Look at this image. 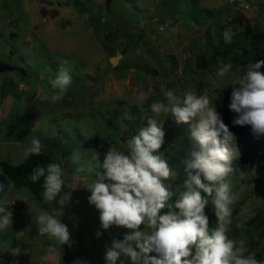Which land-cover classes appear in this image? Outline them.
<instances>
[{"label": "rangeland", "instance_id": "374dc122", "mask_svg": "<svg viewBox=\"0 0 264 264\" xmlns=\"http://www.w3.org/2000/svg\"><path fill=\"white\" fill-rule=\"evenodd\" d=\"M246 18L251 26L257 23L264 29V0H0V62L21 68L0 73V159L25 162L29 176L39 165L26 162V149L36 137L64 169V193L76 187L63 210L44 202V178L32 191L15 187L0 171V181L6 184L0 199L7 195L15 200L13 225L0 232V264H73L77 259L105 264L103 254L111 237L107 232L95 236L99 214L88 204L90 193L84 189L93 177L75 174L77 166L69 160L73 150L80 148L90 159L81 142L95 133L124 150L125 138L146 124L147 115L164 121L166 143L161 151L173 167H180L182 158H190L188 125L156 116L150 105L166 103L167 90L181 98L192 90L207 94L213 107L217 97L241 78L233 67L225 77L217 75L229 62L222 32L237 20L236 40L248 46ZM114 56L115 66L109 60ZM64 68L72 77L64 98L57 103L41 100L44 93L51 96L55 91L50 81ZM121 122L128 125L123 137ZM236 137L230 147L238 155L227 179L239 199L229 235L246 238L249 252L264 260L257 255L264 247V162L255 155L264 153V136L254 137L245 126ZM241 160L250 165L238 167ZM208 199L206 213L210 227H215ZM42 208L68 225L75 242L71 248L38 234L36 217ZM237 222L245 227L237 228ZM21 230L24 236L17 240L16 231ZM123 231L111 229L113 235ZM17 246L21 254L13 256L9 249Z\"/></svg>", "mask_w": 264, "mask_h": 264}, {"label": "clouds", "instance_id": "9594fccd", "mask_svg": "<svg viewBox=\"0 0 264 264\" xmlns=\"http://www.w3.org/2000/svg\"><path fill=\"white\" fill-rule=\"evenodd\" d=\"M235 35L231 27H225L222 32L225 44H231ZM262 67L264 59L247 65L231 89L228 104L229 111L234 114L231 125L249 127L256 138L264 136ZM231 70L229 61L222 64L217 75L225 77ZM71 82L69 70L62 69L56 79L50 81L55 91L51 96L44 93L40 99L51 103L61 101ZM164 95L167 102H153L151 112L170 117L178 125H188L191 158H182L180 167H173L161 151L166 143L164 121L147 115L144 117L146 124L125 138L124 150L110 146L103 152L101 144L86 150L91 153L90 159L80 148L74 149L69 157L77 166L75 174L88 173L93 177L84 189L90 193L88 204L99 214L95 236L100 238L107 232L111 237L103 254L105 264L118 261L119 264H126V261L130 264H264V260L249 252L246 238L229 235L233 206L239 199L227 179L238 155L230 147L237 139L236 134L224 122L222 114L210 106L207 94L186 90L181 98L167 90ZM127 132L128 125L121 122L120 136ZM43 147L42 142L33 137L26 154L39 156ZM41 177L44 178L41 185L44 202L50 206L59 205L63 210L69 206L76 187L73 186L71 193H64L66 180L61 165H37L29 179L36 183ZM5 188L4 181H0V193H4ZM209 197L216 218L215 227H210L206 213ZM14 202L7 195L0 199V232L13 225ZM60 217L42 208L36 217L38 234L71 248L75 242L68 225ZM235 226L243 229L245 224L237 222ZM113 228L124 231L113 235ZM23 236V230L16 231L17 240ZM9 250L13 256H19L22 251L19 246ZM73 264H87V261L77 259Z\"/></svg>", "mask_w": 264, "mask_h": 264}, {"label": "trees", "instance_id": "16d2710c", "mask_svg": "<svg viewBox=\"0 0 264 264\" xmlns=\"http://www.w3.org/2000/svg\"><path fill=\"white\" fill-rule=\"evenodd\" d=\"M237 20H231L228 24V27H231L232 30L235 29L233 26ZM245 29L247 30V34L250 35V40H248L247 45L240 43L237 39L238 34L233 37V42L231 44H226V53L228 60L231 61L232 67L242 76L243 70L246 69L249 63H254L257 59H264V29L260 27L257 23L250 25V21L246 18ZM261 71H264V67H262ZM234 85H230L223 91L216 99L214 106L218 112L222 114L224 122L229 125L230 130L235 134L239 132L243 127L231 125V121L233 119V113L229 111V95L231 89ZM256 157L264 162V153L262 151L256 152ZM191 158V157H190ZM189 158V159H190ZM26 162H35L41 166H47L49 163H55V160L48 154L46 151L42 150V154L37 155H28L26 158ZM26 165L17 163L12 164L7 160L0 159V170L11 180L15 187L26 186L32 191H37V187H39L40 183L43 180V177L36 183H33L29 176L26 174L23 167ZM250 165L249 160H241L238 164V167L242 169H246V167ZM233 167H235L233 165ZM259 257L264 259V247L257 254Z\"/></svg>", "mask_w": 264, "mask_h": 264}, {"label": "water", "instance_id": "95a60500", "mask_svg": "<svg viewBox=\"0 0 264 264\" xmlns=\"http://www.w3.org/2000/svg\"><path fill=\"white\" fill-rule=\"evenodd\" d=\"M109 60L111 62L110 64L115 66V63H117L118 61V56L110 57ZM16 69H21V68L18 66L14 67V66L8 65L7 63L0 62V73L4 71L16 70ZM81 144L85 149H95L99 145L103 144V148L101 149V151L103 152H106L110 146L108 144L107 138L100 137L98 133H95L93 136L85 139L84 141L81 142ZM101 159H103V157H101ZM117 264H119V261L117 262Z\"/></svg>", "mask_w": 264, "mask_h": 264}, {"label": "crops", "instance_id": "0c3cea01", "mask_svg": "<svg viewBox=\"0 0 264 264\" xmlns=\"http://www.w3.org/2000/svg\"><path fill=\"white\" fill-rule=\"evenodd\" d=\"M1 108H2V107L0 106V111L2 110ZM6 109H7V108H6ZM1 112H2V111H1ZM4 114H5V113H4ZM2 115H3V114L0 113V117H3ZM0 142H2V141L0 140ZM1 145H2V144L0 143V149H1ZM0 171H1V170H0ZM1 172H2V171H1ZM2 173H3V172H2ZM1 177H2V175L0 174V178H1ZM9 181H10V180H9ZM10 183H12V182L10 181Z\"/></svg>", "mask_w": 264, "mask_h": 264}, {"label": "built area", "instance_id": "2783aa9c", "mask_svg": "<svg viewBox=\"0 0 264 264\" xmlns=\"http://www.w3.org/2000/svg\"><path fill=\"white\" fill-rule=\"evenodd\" d=\"M8 264H13V262L12 261H9Z\"/></svg>", "mask_w": 264, "mask_h": 264}]
</instances>
